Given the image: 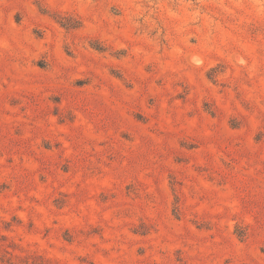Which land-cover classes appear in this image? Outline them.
<instances>
[{
    "label": "rangeland",
    "instance_id": "obj_1",
    "mask_svg": "<svg viewBox=\"0 0 264 264\" xmlns=\"http://www.w3.org/2000/svg\"><path fill=\"white\" fill-rule=\"evenodd\" d=\"M0 264H264V0H0Z\"/></svg>",
    "mask_w": 264,
    "mask_h": 264
}]
</instances>
